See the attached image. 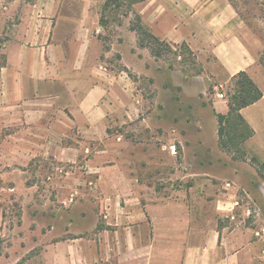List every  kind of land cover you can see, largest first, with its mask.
I'll return each instance as SVG.
<instances>
[{
	"label": "crops",
	"instance_id": "0c3cea01",
	"mask_svg": "<svg viewBox=\"0 0 264 264\" xmlns=\"http://www.w3.org/2000/svg\"><path fill=\"white\" fill-rule=\"evenodd\" d=\"M106 1L0 0V36H7L0 48L5 62L0 66V123L21 127L20 148L28 146L25 142L32 150L50 143L49 156L70 158L84 149L90 152L92 144L120 139L121 134L110 137V128L139 116L136 82L116 61L131 70L139 59L140 72H146L153 57L138 46L131 19L121 26L124 40L107 42L101 22ZM133 6L156 37L173 47L185 43L205 76L222 84L248 72L263 96L240 111L254 130L246 144L264 155V71L259 62L264 40L234 0H145ZM215 97L216 127V114H226L229 106L226 98ZM121 155L122 150L114 152L116 163L104 167L101 162L111 156L106 146L87 162L96 181L93 204L103 214L91 231L62 237L66 227L51 230L38 255L12 264H264V249L255 246L251 231L219 228V219L214 224L198 215L191 203L187 213H163L159 206L165 198L150 202L149 179L139 177L141 170L122 166ZM237 202L218 199L215 205L228 217Z\"/></svg>",
	"mask_w": 264,
	"mask_h": 264
},
{
	"label": "rangeland",
	"instance_id": "374dc122",
	"mask_svg": "<svg viewBox=\"0 0 264 264\" xmlns=\"http://www.w3.org/2000/svg\"><path fill=\"white\" fill-rule=\"evenodd\" d=\"M234 2L264 40V0ZM133 10L127 1L104 3L101 22L108 32L107 42L124 40L121 26L130 19L131 25L136 23ZM137 36L138 46L148 48L153 58L147 62L148 71L143 69L146 72H140L143 63L139 59L133 60L131 70L116 61L117 68L127 70L136 82L140 101L136 102L141 106L133 122L110 128V137L116 133L120 139L114 136L92 144L88 153L68 150L71 157L62 159L49 156L50 143L32 150L25 142L28 146L20 148L21 127L0 123V264H12L16 258L21 263L38 255L51 230L66 227L68 232L62 237L91 231L97 215L103 214L93 204L97 188L87 162L106 146L111 156L101 162L103 166L116 163L113 153L122 150V166L141 170L139 177L149 179L150 202L156 205L154 197L165 198L164 206H159L163 213H187L191 203L198 215H207L214 224L219 219V228L251 231L255 246L264 249V155L250 151L248 139L241 145L242 152L222 148L218 125L213 124L215 95L223 92L228 100L234 78L222 85L205 76L187 45L173 47L166 41L157 45L146 36ZM6 37L0 36V48ZM141 39L147 46L140 45ZM152 45L162 51L159 56ZM3 61L0 52V66ZM174 144L176 154L170 151ZM218 199H235L240 205H234L227 217L221 214L223 207L215 205Z\"/></svg>",
	"mask_w": 264,
	"mask_h": 264
},
{
	"label": "trees",
	"instance_id": "16d2710c",
	"mask_svg": "<svg viewBox=\"0 0 264 264\" xmlns=\"http://www.w3.org/2000/svg\"><path fill=\"white\" fill-rule=\"evenodd\" d=\"M117 1H127L128 5L132 7L138 2L145 0H107V3H113ZM137 20L136 23H132L131 28L136 30L141 36H146L151 39L154 44L165 45L160 38L152 34L142 23V19L139 14L135 13ZM141 46H147V43L141 39ZM150 45V43H149ZM181 46L187 47L184 44ZM155 55L159 56L162 51L158 50V46H151ZM259 62L264 67V50L260 56ZM5 62H2L3 66ZM228 106L229 110L226 114L217 113L218 120V137L219 145L228 151L242 152L241 145L247 139L253 136L254 130L241 114V110L255 102H257L263 96V91L256 84V82L250 77L248 72L241 71L234 77L232 92L228 93Z\"/></svg>",
	"mask_w": 264,
	"mask_h": 264
},
{
	"label": "built area",
	"instance_id": "2783aa9c",
	"mask_svg": "<svg viewBox=\"0 0 264 264\" xmlns=\"http://www.w3.org/2000/svg\"><path fill=\"white\" fill-rule=\"evenodd\" d=\"M219 98H226L225 94L223 92H220L218 94ZM170 151L172 154H176L177 153V146L174 144L172 146H170ZM237 205H240L239 202H237Z\"/></svg>",
	"mask_w": 264,
	"mask_h": 264
}]
</instances>
